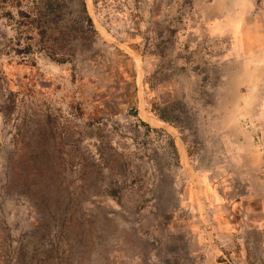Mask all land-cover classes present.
I'll return each instance as SVG.
<instances>
[{"label": "rangeland", "instance_id": "rangeland-1", "mask_svg": "<svg viewBox=\"0 0 264 264\" xmlns=\"http://www.w3.org/2000/svg\"><path fill=\"white\" fill-rule=\"evenodd\" d=\"M209 1L85 0L73 61L0 53V264H264V38L207 26L264 0Z\"/></svg>", "mask_w": 264, "mask_h": 264}, {"label": "trees", "instance_id": "trees-1", "mask_svg": "<svg viewBox=\"0 0 264 264\" xmlns=\"http://www.w3.org/2000/svg\"><path fill=\"white\" fill-rule=\"evenodd\" d=\"M96 37L85 0H0V53L32 61L35 53H42L65 63L91 49Z\"/></svg>", "mask_w": 264, "mask_h": 264}, {"label": "crops", "instance_id": "crops-1", "mask_svg": "<svg viewBox=\"0 0 264 264\" xmlns=\"http://www.w3.org/2000/svg\"><path fill=\"white\" fill-rule=\"evenodd\" d=\"M230 2L231 5H235L237 3V0H225V3ZM208 7L215 6L217 7V0H210L207 4ZM207 8V7H206ZM236 9V8H235ZM214 16H217L214 15ZM228 15H226V18H216L213 22L208 21L207 26L212 30V34L221 36V35H229L230 37L237 36L242 40L245 39H252L254 41L261 40L264 38V25L261 22H258L249 26L248 23H238L237 18H227ZM229 19V20H227ZM204 22L207 21L206 18L202 19ZM249 26L252 27L249 30L245 29L244 27ZM258 76L261 77L260 80H258ZM251 89H261L264 90V70L263 71H255L253 73V77L250 83ZM194 264H200V260H194ZM152 264H169V263H162V262H153ZM182 264V263H180ZM190 264V263H189Z\"/></svg>", "mask_w": 264, "mask_h": 264}]
</instances>
